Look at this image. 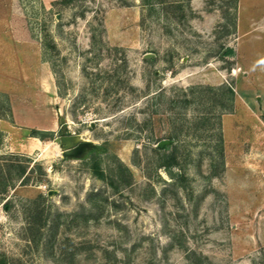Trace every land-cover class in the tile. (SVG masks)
I'll use <instances>...</instances> for the list:
<instances>
[{"label":"rangeland","instance_id":"rangeland-1","mask_svg":"<svg viewBox=\"0 0 264 264\" xmlns=\"http://www.w3.org/2000/svg\"><path fill=\"white\" fill-rule=\"evenodd\" d=\"M6 1L0 262L264 264V0Z\"/></svg>","mask_w":264,"mask_h":264},{"label":"crops","instance_id":"crops-1","mask_svg":"<svg viewBox=\"0 0 264 264\" xmlns=\"http://www.w3.org/2000/svg\"><path fill=\"white\" fill-rule=\"evenodd\" d=\"M9 11H10V8L7 4V1L0 0V31L2 32L5 31L6 28L10 27L11 25V19L9 18ZM12 11H13V7H12ZM0 36H2V34H0ZM248 82L250 85V91L254 95L256 109L260 113V115L263 117L264 116V82H261L257 85H254L253 82L250 80ZM262 120L260 121L264 129V121Z\"/></svg>","mask_w":264,"mask_h":264},{"label":"trees","instance_id":"trees-1","mask_svg":"<svg viewBox=\"0 0 264 264\" xmlns=\"http://www.w3.org/2000/svg\"><path fill=\"white\" fill-rule=\"evenodd\" d=\"M263 121H264V116L262 117ZM52 134H48L47 132H41L38 130H32L30 132V136L35 137V138H39L40 140H45L46 138L50 137ZM164 151H166L164 149ZM160 167H163L165 169H170L172 167L178 166V162L176 160V155L174 152H170V153H166L163 152V154L160 156V162H159ZM94 171L96 173V175L100 178H104V172L100 169V164L99 162H95L94 164ZM114 180L112 179L110 181V184L112 183V185ZM0 264H6V262L4 260H2L0 262Z\"/></svg>","mask_w":264,"mask_h":264},{"label":"water","instance_id":"water-1","mask_svg":"<svg viewBox=\"0 0 264 264\" xmlns=\"http://www.w3.org/2000/svg\"><path fill=\"white\" fill-rule=\"evenodd\" d=\"M56 142H59V140L57 139ZM166 143H168V142H163L162 146L166 145ZM85 146H86V143H81L76 148H74L72 150H68L67 152H65V155H74V154L80 152L82 150V148Z\"/></svg>","mask_w":264,"mask_h":264},{"label":"bare ground","instance_id":"bare-ground-1","mask_svg":"<svg viewBox=\"0 0 264 264\" xmlns=\"http://www.w3.org/2000/svg\"><path fill=\"white\" fill-rule=\"evenodd\" d=\"M34 140H38L37 138H34Z\"/></svg>","mask_w":264,"mask_h":264}]
</instances>
